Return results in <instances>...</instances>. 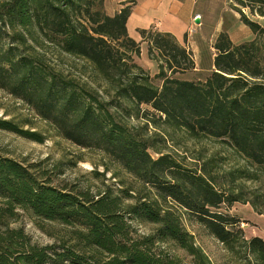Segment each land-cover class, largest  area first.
<instances>
[{
	"label": "trees",
	"instance_id": "16d2710c",
	"mask_svg": "<svg viewBox=\"0 0 264 264\" xmlns=\"http://www.w3.org/2000/svg\"><path fill=\"white\" fill-rule=\"evenodd\" d=\"M103 2L0 0V89L61 138L102 152L135 182L95 193L57 187L0 154V264H183L176 250L191 264H210L183 216L217 239L236 264H264V241L245 238L237 219L220 210L238 201L264 213V28L242 10L262 17L264 0H231L253 38L235 44L220 31L204 80L175 77L194 68L191 51L168 32L141 29L148 56L158 64L151 76L135 61L140 42L126 30L134 1L126 0L113 15L102 10ZM49 48L58 58L87 64L92 82H102V93L112 96L105 99L86 81L46 64ZM119 109L150 125L152 133L138 135L117 118ZM0 129L43 140L10 119H0ZM156 135L214 141L243 165L225 166L226 155L201 150L192 166L183 165L152 141ZM246 183L256 185L247 192ZM17 209L71 226L68 239L32 242L21 228L9 227ZM136 225L148 229L139 232Z\"/></svg>",
	"mask_w": 264,
	"mask_h": 264
},
{
	"label": "rangeland",
	"instance_id": "374dc122",
	"mask_svg": "<svg viewBox=\"0 0 264 264\" xmlns=\"http://www.w3.org/2000/svg\"><path fill=\"white\" fill-rule=\"evenodd\" d=\"M208 1L206 15L202 17L205 23L202 31H196L192 36L196 44L197 70L191 69L184 73H176L174 76L181 79L204 80L212 70V58L215 50L212 44L220 31H226L231 41L243 42L253 37L247 26L239 22V14L231 8V0H206ZM105 7L110 11L111 5L102 3V10ZM243 12L252 20L257 21L264 28V16L251 15L248 9ZM198 27V26H197ZM146 42V41H145ZM147 43V42H146ZM141 45V42H140ZM148 46V44H146ZM46 54V64L61 69L69 77L86 81L92 89L97 90L105 99L112 95L102 93V82L93 83L92 72L83 61L60 54L49 48ZM141 49V47H140ZM190 50V47H188ZM147 53V47H146ZM192 57L194 58V54ZM142 57L135 58V61L144 69L148 70L151 76L158 72V64L150 59L148 53L146 58L153 65L144 62ZM145 59V58H144ZM156 71V72H155ZM156 85L161 84L159 78H154ZM147 107V106H143ZM111 110V109H110ZM113 111V110H112ZM119 120L134 127L138 135L151 134L153 128L150 125L144 127V121H136L127 118L126 110L114 112ZM0 119H10L23 129L38 132L43 140L37 142L16 133L0 129V154L14 159L25 166H30L35 175L42 180L49 177L51 184L57 187L67 186L69 188L88 190L95 193L110 186L113 190L125 184H135L134 179L126 173L115 162L97 149L80 148L57 135L55 129L45 120L39 118L33 110L23 101L13 97L7 91L0 89ZM127 120V121H125ZM163 152L170 153L180 163L192 166L195 155L201 150L204 153L219 152L225 158L221 163L227 165H243V161L237 156L231 155L229 151H222L221 146L214 141L203 139L199 143L185 141L183 138L161 140L156 135L153 140ZM155 156V153H152ZM256 184L246 183L245 191L253 188ZM1 201V198H0ZM1 204V202H0ZM221 211L237 219V225L242 229L245 238L259 236L264 241V213H257L249 203L233 202L230 207L222 206ZM13 219L9 220V227L21 228L31 241L39 245L62 243L68 239L71 226L60 224L56 221H48L32 216L25 210L17 209ZM183 224L186 230L193 236L194 243L202 250L210 264H236L231 260L230 255L223 248V245L211 236L200 224L188 220L183 216ZM139 232H145L148 226L136 225ZM67 244L69 241L66 242ZM183 264H191V258L183 251L176 250Z\"/></svg>",
	"mask_w": 264,
	"mask_h": 264
},
{
	"label": "crops",
	"instance_id": "0c3cea01",
	"mask_svg": "<svg viewBox=\"0 0 264 264\" xmlns=\"http://www.w3.org/2000/svg\"><path fill=\"white\" fill-rule=\"evenodd\" d=\"M126 0H104L111 5L110 11L105 7L108 15H113L123 7ZM131 12L126 20L128 35L137 42H141L140 57L149 65L153 63L146 58V42L142 40L139 30L153 29L168 32L173 35L176 42L194 54V70H197V53L193 31H202L205 26L202 17L206 15L208 1L206 0H133ZM200 15V23L195 24L193 17ZM239 18V17H238ZM240 22V21H239ZM242 24V23H241ZM243 25V24H242ZM198 26V27H197ZM244 26V25H243ZM253 38V37H252ZM251 38V39H252ZM237 44L240 42H234ZM145 58V59H144ZM213 59V58H212ZM156 72V71H155Z\"/></svg>",
	"mask_w": 264,
	"mask_h": 264
},
{
	"label": "water",
	"instance_id": "95a60500",
	"mask_svg": "<svg viewBox=\"0 0 264 264\" xmlns=\"http://www.w3.org/2000/svg\"><path fill=\"white\" fill-rule=\"evenodd\" d=\"M193 22L195 24H199L200 23V15L199 14H195L193 17Z\"/></svg>",
	"mask_w": 264,
	"mask_h": 264
}]
</instances>
